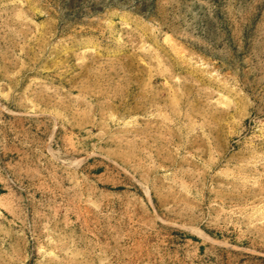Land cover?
<instances>
[{
    "label": "rangeland",
    "instance_id": "rangeland-1",
    "mask_svg": "<svg viewBox=\"0 0 264 264\" xmlns=\"http://www.w3.org/2000/svg\"><path fill=\"white\" fill-rule=\"evenodd\" d=\"M0 264H264V0H0Z\"/></svg>",
    "mask_w": 264,
    "mask_h": 264
}]
</instances>
